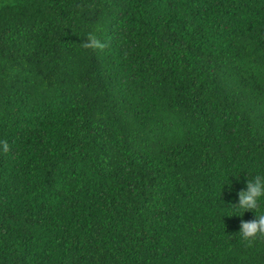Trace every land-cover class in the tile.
Segmentation results:
<instances>
[{"label":"trees","instance_id":"trees-1","mask_svg":"<svg viewBox=\"0 0 264 264\" xmlns=\"http://www.w3.org/2000/svg\"><path fill=\"white\" fill-rule=\"evenodd\" d=\"M256 175L264 0H0V264H264Z\"/></svg>","mask_w":264,"mask_h":264},{"label":"clouds","instance_id":"clouds-1","mask_svg":"<svg viewBox=\"0 0 264 264\" xmlns=\"http://www.w3.org/2000/svg\"><path fill=\"white\" fill-rule=\"evenodd\" d=\"M85 48L104 50L107 45L100 41L94 34L88 35V40L83 44ZM4 151H8L7 142L4 141ZM246 190L238 192V203L232 205L238 209H243V214L247 211L255 213V219L251 221L241 220L239 235L249 247L254 246L257 241H264V211H260L261 201L264 200V175H256L252 179H247ZM238 215V216H243Z\"/></svg>","mask_w":264,"mask_h":264}]
</instances>
